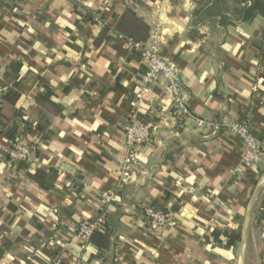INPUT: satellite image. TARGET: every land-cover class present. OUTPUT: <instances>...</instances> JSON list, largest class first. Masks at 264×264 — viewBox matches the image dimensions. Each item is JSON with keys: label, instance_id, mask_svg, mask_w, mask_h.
<instances>
[{"label": "crops", "instance_id": "1", "mask_svg": "<svg viewBox=\"0 0 264 264\" xmlns=\"http://www.w3.org/2000/svg\"><path fill=\"white\" fill-rule=\"evenodd\" d=\"M232 7L0 0V91L8 73L20 93L0 106V264H264V164L243 168L237 137L196 124L234 120L264 140V16L242 21ZM154 28L159 55L179 69L187 113L158 100L164 84L155 82L143 114L150 140L121 177L144 66L114 34L150 42ZM46 92L59 105L40 113L34 98ZM12 140L36 151L22 167L8 161ZM38 169L51 173L48 189L27 176ZM104 190L114 198L103 207L109 243L98 248L81 243L76 227L100 213ZM145 204L169 212L167 226L148 228ZM233 231L239 239L227 246Z\"/></svg>", "mask_w": 264, "mask_h": 264}, {"label": "built area", "instance_id": "2", "mask_svg": "<svg viewBox=\"0 0 264 264\" xmlns=\"http://www.w3.org/2000/svg\"><path fill=\"white\" fill-rule=\"evenodd\" d=\"M139 0H110V3H119L122 5H133ZM157 28L150 32L151 41H135L115 32L114 37L125 47L135 49L139 52L144 71L133 92L130 101V113L127 124L123 131V142L125 157L122 163L121 177H126L130 166L138 157L140 148L149 142L151 136L152 122L146 119L143 114L145 105L152 100L151 86L158 81H162L163 92L161 99L171 101L173 109L177 114H186V102L183 94L182 81L179 69L173 63L163 59L159 53L155 42ZM2 98L0 94V106ZM198 127L218 128L224 127L230 134L237 137L243 145L241 156V166L243 168L252 167L256 164H264V140H259L251 132L249 127L237 121H225L215 124L203 118L196 119ZM34 147L12 140L7 152L8 161L14 166L25 165L29 163L31 153ZM114 196L111 190H104L99 195L100 203L97 206L100 213L93 218L82 219L77 223L76 234L81 243L88 242L91 233L101 227L103 221V207L113 200ZM144 222L152 230L161 229L170 222L171 215L167 211L158 209L152 205L145 204L141 208ZM49 264H62L58 259H53ZM74 264H79L75 261Z\"/></svg>", "mask_w": 264, "mask_h": 264}, {"label": "trees", "instance_id": "3", "mask_svg": "<svg viewBox=\"0 0 264 264\" xmlns=\"http://www.w3.org/2000/svg\"><path fill=\"white\" fill-rule=\"evenodd\" d=\"M127 14H132V12L130 10H127ZM255 14H262L264 16V4L260 0H233V7L231 9V15H233L235 18L245 21V20H250L253 16H255ZM118 33L126 37H130L135 41H142L130 33H127V34L122 33V32H118ZM10 68L12 72H17L19 65L16 63H11ZM5 80L8 83L10 82V85L7 87V89L4 92L0 91L2 102L14 104L18 100L20 93L16 88V84L11 83L10 74L6 73ZM68 89L69 88H66V91ZM52 94L53 93L46 92V93L37 94L35 96L34 98L35 108L40 113L47 112V109H50V107L51 108L52 106L57 107L59 105L58 103H55L52 100ZM15 131H16L15 127H10L6 131L5 134L9 138H14ZM33 152L36 154L35 150H33ZM27 176L31 180L36 182L39 188L41 189H48L51 186L50 184L51 173L50 172L47 173L45 171L38 169L34 173H27ZM109 235H110V229L107 223L105 222V219L103 216L101 227L94 230L91 233L89 240H91L98 248H105L108 246V243H109ZM238 239H239V236L236 234V232L235 231L231 232L230 237L227 242V246H233Z\"/></svg>", "mask_w": 264, "mask_h": 264}]
</instances>
